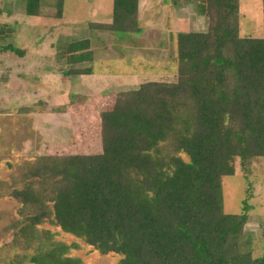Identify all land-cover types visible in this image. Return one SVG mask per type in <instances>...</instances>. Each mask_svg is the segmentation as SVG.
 Listing matches in <instances>:
<instances>
[{"label":"trees","instance_id":"obj_1","mask_svg":"<svg viewBox=\"0 0 264 264\" xmlns=\"http://www.w3.org/2000/svg\"><path fill=\"white\" fill-rule=\"evenodd\" d=\"M56 1L61 14L63 0ZM42 2L26 0V15L38 17ZM239 2L202 0L207 31L174 35L171 79L69 96L61 111L70 114L72 140L42 142L8 182L14 242L25 238L30 247L49 222L101 254L119 255L117 264H264L241 248L248 199L240 213L224 209L223 179L236 174L235 161L249 172L264 157V36L240 33ZM139 7L140 0H113L111 20L89 30L139 34ZM89 36L69 42L67 50L79 51L70 59H93ZM74 246L53 242L29 263L80 264L68 253Z\"/></svg>","mask_w":264,"mask_h":264},{"label":"rangeland","instance_id":"obj_2","mask_svg":"<svg viewBox=\"0 0 264 264\" xmlns=\"http://www.w3.org/2000/svg\"><path fill=\"white\" fill-rule=\"evenodd\" d=\"M239 1L240 33L263 37L260 0ZM201 3L140 0L141 32L108 34L89 27L111 20L113 0H63L61 14L56 0H43L38 17L26 15V0H0V264L16 257L30 264L32 255L53 242L75 245L68 253L78 257L80 264H117L119 255L101 254L49 222L38 228L30 247L25 238L14 242L9 227L17 219L16 202L5 196L8 182L38 155L42 142L67 144L72 140L70 114L61 111L71 94L117 93L135 89L147 79H171L177 72L174 35L207 31L208 19L199 12ZM89 34L93 35L88 50L93 59H70L79 53L67 50L70 43ZM6 46L24 53L3 50ZM88 67L91 74L66 72ZM235 167L236 174L223 179L224 209L240 213L243 200L248 199L251 208L241 248L263 257L264 157L252 160L249 172L238 160Z\"/></svg>","mask_w":264,"mask_h":264},{"label":"crops","instance_id":"obj_3","mask_svg":"<svg viewBox=\"0 0 264 264\" xmlns=\"http://www.w3.org/2000/svg\"><path fill=\"white\" fill-rule=\"evenodd\" d=\"M98 22H100V21H98ZM90 35V34H89ZM91 37H93V36H89V40H91ZM90 50V49H89ZM86 60V59H85ZM77 61H79V62H81V61H83V60H77ZM102 80V79H101ZM120 80V79H119ZM120 84V83H119Z\"/></svg>","mask_w":264,"mask_h":264}]
</instances>
